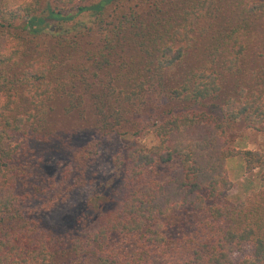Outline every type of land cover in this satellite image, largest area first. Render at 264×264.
<instances>
[{"label": "trees", "instance_id": "16d2710c", "mask_svg": "<svg viewBox=\"0 0 264 264\" xmlns=\"http://www.w3.org/2000/svg\"><path fill=\"white\" fill-rule=\"evenodd\" d=\"M54 1L0 0V264H264V190L227 195L229 157L242 155L247 172L264 168V152L234 146L239 121L264 128V85L226 88L229 57L247 47L237 33L264 14V0H235L228 24L214 21L226 0ZM85 13L90 24L78 19ZM207 27L216 67L201 56L182 68L195 29ZM55 97L68 111L89 97L98 137L50 174L54 148L39 146L51 141ZM151 103L155 114L142 119ZM131 111L158 143L111 154L123 199L91 205L70 239L54 234L40 214L88 184L101 145L133 134ZM174 160L181 172L160 179L159 166ZM177 210L191 213V231H167L163 218Z\"/></svg>", "mask_w": 264, "mask_h": 264}, {"label": "rangeland", "instance_id": "374dc122", "mask_svg": "<svg viewBox=\"0 0 264 264\" xmlns=\"http://www.w3.org/2000/svg\"><path fill=\"white\" fill-rule=\"evenodd\" d=\"M9 5L20 4L23 0H6ZM225 6L222 7V12L217 13L219 22L228 24L227 20L236 22V14L234 11L235 0H226ZM247 2V0H246ZM50 3L58 8L54 0H42V8H45ZM253 26L247 29H241L237 34H240L247 47L239 57L235 53L229 58L235 61L229 62V68H226L228 74L226 80V88L231 91H239L243 88H251L255 86L256 81L264 85V14L259 16ZM78 19L89 22L92 17L85 13ZM71 24V23H70ZM202 24V21H200ZM207 24L204 23V27ZM206 31L195 29V40L193 45L187 51V59L182 68H190L198 65V59L202 56L201 62L212 67H216L212 63L210 46L206 47L211 39V31L207 27ZM232 31V27L228 30ZM203 32H205L203 34ZM198 39L204 40L200 45H196ZM94 41V37H90ZM206 40V41H205ZM40 43V44H39ZM34 45L44 47L41 40H36ZM84 46V45H83ZM77 54L81 60L84 58ZM207 55L208 57H204ZM208 58V61L207 59ZM200 66V64H199ZM92 75V74H91ZM258 79V80H257ZM249 90V89H248ZM154 100V99H153ZM54 110L49 120V128L52 131L51 141L48 143L40 144L39 148H54L53 156L46 165V169L50 174H55L58 171V162L65 159L68 155L72 154L78 148L85 146L89 147L92 141L98 137L95 130L97 121L95 110L92 107L91 99L85 97L84 103L79 109L73 111L67 110L66 98L55 97L53 101ZM149 110L144 112L142 119H148L154 115L155 104L148 105ZM126 121L127 128L133 125V134L124 136L122 138H115L109 142H105L100 148H103L101 155L94 161L88 171V184L82 188L76 189L66 202L60 204L56 209L45 211L40 214L42 224L50 229L54 234L63 237L65 240L70 239L77 230V221L81 214L95 204L98 208H110L120 202L124 197L122 188V172L119 168L115 167L111 159V154L120 148H142L150 147L158 143L157 137L148 131L146 127L142 130L138 128L134 116L129 112ZM141 118V117H140ZM141 126V125H140ZM143 126V125H142ZM235 131L238 138L234 142V146L238 149H252L264 152V128L255 129L249 126L245 120L239 121L235 125ZM137 132V133H135ZM227 169L230 179L233 182L232 188L227 191L229 199L232 201H240L248 199L257 191L264 190V168L255 169L254 171L247 172L245 160L242 155L231 156L227 159ZM182 170L179 161L174 160L165 165H160L158 174L160 179H170L178 175ZM191 213L186 211H175L172 215L163 218L167 231L171 234L182 232L183 228L192 230ZM66 241H64L65 243Z\"/></svg>", "mask_w": 264, "mask_h": 264}]
</instances>
